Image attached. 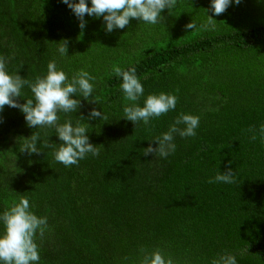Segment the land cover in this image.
<instances>
[{
  "label": "trees",
  "instance_id": "trees-1",
  "mask_svg": "<svg viewBox=\"0 0 264 264\" xmlns=\"http://www.w3.org/2000/svg\"><path fill=\"white\" fill-rule=\"evenodd\" d=\"M210 4L177 0L155 25L130 19L108 32L103 17L87 14L82 30L63 0H0L7 71L34 81L53 60L69 78L84 69L95 77L99 101L77 94V112H58L61 123L83 116L89 142L100 148L71 166L43 146L61 143L53 127H29L18 108L0 112V214L25 197L47 218L35 236L36 264H139L141 248H158L180 264H211L223 253L237 264H264V0H233L219 16ZM207 15L217 20L215 30L200 28ZM192 20L197 28L186 29ZM65 39L68 55L61 56ZM114 65L135 67L144 88L140 106L165 92L177 97L176 108L135 126L123 117L131 102ZM21 94V103L33 97L27 85ZM93 108L108 121L90 118ZM181 113L199 117L196 135L174 134V153L145 156L144 148L158 147L151 139ZM33 132L40 152H21ZM229 168L234 183H209Z\"/></svg>",
  "mask_w": 264,
  "mask_h": 264
},
{
  "label": "clouds",
  "instance_id": "clouds-1",
  "mask_svg": "<svg viewBox=\"0 0 264 264\" xmlns=\"http://www.w3.org/2000/svg\"><path fill=\"white\" fill-rule=\"evenodd\" d=\"M232 2L233 0H211L210 8L215 16H219L227 10ZM240 2L241 0H235L236 4ZM63 3L79 18V27L82 30L86 26L84 17L87 14L97 18L103 17L106 31L112 32L117 28L124 29L130 19L155 25L164 19L161 13L165 8L171 13L177 0H91V6L87 0H63ZM216 21L212 15H207L206 22L201 24L200 28L215 30ZM185 28L194 30L197 25L192 20L185 25ZM61 41L58 51L61 56L68 55V41L66 39ZM112 71L122 78L120 88L124 94V100L131 102L125 103L123 117L134 122L135 126L140 121L148 126L150 118L160 117L176 108L177 97L165 92L147 95L143 106H140L137 101L144 95V88L136 75L135 67L125 70L114 65ZM93 80L95 77L84 69L78 70L69 78L65 71L58 68L55 60L47 64L46 75L37 76L34 81L27 80L20 74H10L6 69L5 58L0 56V112L6 105L18 108L24 113L29 127H53L61 143L57 146L49 144L45 140L43 146L53 149L57 162L65 166L76 165L88 153L98 156L100 148L89 142V137L86 134L88 129L85 124L81 123V120H84L83 116H80V120H77L75 124L71 119L61 123L58 112H77L81 107V101L77 98V94L90 103H99L93 96L94 86L90 82ZM25 85L31 90L33 97L26 98V102L21 103L17 98L24 97L21 94V89ZM96 117L108 121L106 115L99 109L93 108L90 118ZM179 125L184 127H179ZM198 126V116L181 113L168 131L151 139L158 142V147H152L150 144L144 148L143 154L147 156L154 153L156 156L167 157L176 149V144L173 142L174 134H178L182 138L194 137ZM259 133L264 138V124L260 126ZM27 138L20 146V151H27L29 154L39 153L40 150L37 148V141L40 139L39 133L33 132ZM251 139L255 140L256 135L254 134ZM214 182L234 183L235 173L231 168L226 172L217 173L213 179L209 180V183ZM0 221L4 226L3 233H0V261L3 264H36L40 256L35 236L37 230L43 235L44 228L47 226V218L38 217L30 210L29 200L20 197L18 201H14L0 214ZM140 251L143 255L139 264H180L170 255L165 257L158 248L151 252L144 248H141ZM211 264H237V261L234 255L223 253L213 259Z\"/></svg>",
  "mask_w": 264,
  "mask_h": 264
}]
</instances>
